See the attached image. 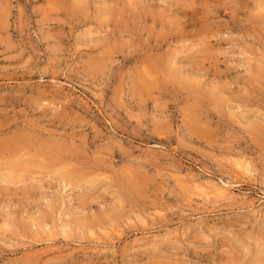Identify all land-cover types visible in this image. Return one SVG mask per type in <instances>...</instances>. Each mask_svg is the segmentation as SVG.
Returning a JSON list of instances; mask_svg holds the SVG:
<instances>
[{"label":"rangeland","instance_id":"374dc122","mask_svg":"<svg viewBox=\"0 0 264 264\" xmlns=\"http://www.w3.org/2000/svg\"><path fill=\"white\" fill-rule=\"evenodd\" d=\"M262 71L264 0H0V264H264Z\"/></svg>","mask_w":264,"mask_h":264},{"label":"bare ground","instance_id":"6f19581e","mask_svg":"<svg viewBox=\"0 0 264 264\" xmlns=\"http://www.w3.org/2000/svg\"><path fill=\"white\" fill-rule=\"evenodd\" d=\"M262 73L264 74V71H262ZM212 98V97H211ZM218 101V100H217ZM242 163V162H241ZM247 169V168H246ZM240 170V169H239ZM245 172H247V171H245ZM195 182V181H194ZM209 183V182H208ZM196 184V183H195ZM194 184V185H195ZM197 185V184H196ZM218 185V184H217ZM226 185V184H225ZM221 186H223V185H221ZM229 187V186H228ZM225 188H226V186H224V187H219V186H217V187H211V186H208V185H206V184H199V181H198V185L196 186V189H198L199 190V192L198 193H200L201 192V194L203 195V196H205V197H210V196H215L216 197V199L215 200H217V197L218 198H222V197H225V193H226V191L227 190H225ZM229 190H232V189H229ZM228 193V192H227ZM230 193V192H229ZM200 194V195H201ZM231 194V193H230ZM229 195V194H228ZM202 196V197H203ZM201 197V196H200ZM227 197H225V199H226ZM204 199V198H203ZM205 200V199H204ZM208 201H209V199H207Z\"/></svg>","mask_w":264,"mask_h":264}]
</instances>
